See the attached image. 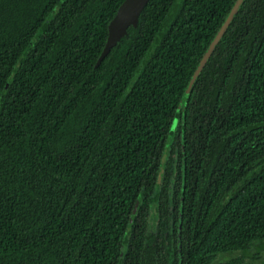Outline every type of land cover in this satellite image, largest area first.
Wrapping results in <instances>:
<instances>
[{
	"label": "trees",
	"instance_id": "obj_1",
	"mask_svg": "<svg viewBox=\"0 0 264 264\" xmlns=\"http://www.w3.org/2000/svg\"><path fill=\"white\" fill-rule=\"evenodd\" d=\"M124 1L0 0V264H254L264 0H149L96 66Z\"/></svg>",
	"mask_w": 264,
	"mask_h": 264
},
{
	"label": "water",
	"instance_id": "obj_2",
	"mask_svg": "<svg viewBox=\"0 0 264 264\" xmlns=\"http://www.w3.org/2000/svg\"><path fill=\"white\" fill-rule=\"evenodd\" d=\"M148 2L149 0H125L120 5L116 15L111 20L108 26L107 42L105 44L103 52L101 53L97 61L96 66L100 64L101 60L110 52L111 48H113L123 37L127 35V30L129 27H133V28L137 27L139 16ZM236 8L237 6L234 7L233 12H235ZM229 19L230 18H228L222 25L213 44H215L216 41L220 38L222 32L224 31L225 27L228 24ZM213 44L210 46V49L207 51V53L203 56L200 62V67L197 68L195 74H197V72L201 69V67L204 66V63L210 54Z\"/></svg>",
	"mask_w": 264,
	"mask_h": 264
},
{
	"label": "rangeland",
	"instance_id": "obj_3",
	"mask_svg": "<svg viewBox=\"0 0 264 264\" xmlns=\"http://www.w3.org/2000/svg\"><path fill=\"white\" fill-rule=\"evenodd\" d=\"M165 161V160H164ZM162 177L160 178V181H161ZM252 254H255V251H252L251 252ZM238 256V253L236 254H233V255H223V256H220L218 259H217V262H223V261H226V260H229L230 258L232 257H236ZM252 263L254 264H264V254H261L260 255V258L256 261H252L250 260Z\"/></svg>",
	"mask_w": 264,
	"mask_h": 264
}]
</instances>
